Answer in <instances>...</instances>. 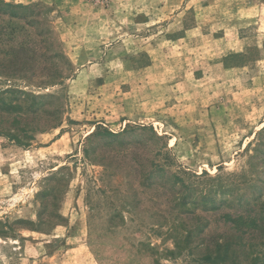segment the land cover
Wrapping results in <instances>:
<instances>
[{
    "label": "rangeland",
    "instance_id": "1",
    "mask_svg": "<svg viewBox=\"0 0 264 264\" xmlns=\"http://www.w3.org/2000/svg\"><path fill=\"white\" fill-rule=\"evenodd\" d=\"M0 2V264H264V0Z\"/></svg>",
    "mask_w": 264,
    "mask_h": 264
},
{
    "label": "trees",
    "instance_id": "2",
    "mask_svg": "<svg viewBox=\"0 0 264 264\" xmlns=\"http://www.w3.org/2000/svg\"><path fill=\"white\" fill-rule=\"evenodd\" d=\"M0 5H3V7L1 8L0 7V10H2V11H6V9L9 7V5H7V4H3L2 2H0ZM6 107H7V105L6 104H4L3 105V107H2V109H6ZM1 109V111H4V110H2ZM61 123H62V119L60 120V123H59V126L61 125ZM11 135V134H10ZM8 137H10L11 138V140H16L14 137H12V136H8ZM233 224H235V225H239V221L238 220H233ZM228 256V255H227ZM211 259V262L213 263V264H221V262H223V261H225L224 259L223 260H221L222 259V256L220 255V254H218L214 259H212V257L210 258Z\"/></svg>",
    "mask_w": 264,
    "mask_h": 264
},
{
    "label": "built area",
    "instance_id": "3",
    "mask_svg": "<svg viewBox=\"0 0 264 264\" xmlns=\"http://www.w3.org/2000/svg\"><path fill=\"white\" fill-rule=\"evenodd\" d=\"M102 1H104V0H97V2H102Z\"/></svg>",
    "mask_w": 264,
    "mask_h": 264
}]
</instances>
